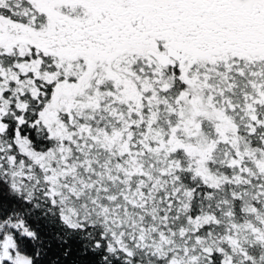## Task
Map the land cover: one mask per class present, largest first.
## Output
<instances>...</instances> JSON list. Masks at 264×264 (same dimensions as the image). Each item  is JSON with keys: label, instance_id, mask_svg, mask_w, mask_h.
Returning <instances> with one entry per match:
<instances>
[{"label": "snow or ice", "instance_id": "6c2138e0", "mask_svg": "<svg viewBox=\"0 0 264 264\" xmlns=\"http://www.w3.org/2000/svg\"><path fill=\"white\" fill-rule=\"evenodd\" d=\"M0 264H264V0H0Z\"/></svg>", "mask_w": 264, "mask_h": 264}]
</instances>
